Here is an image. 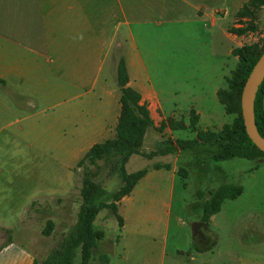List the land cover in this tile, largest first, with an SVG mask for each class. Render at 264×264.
Instances as JSON below:
<instances>
[{
    "label": "crops",
    "instance_id": "1",
    "mask_svg": "<svg viewBox=\"0 0 264 264\" xmlns=\"http://www.w3.org/2000/svg\"><path fill=\"white\" fill-rule=\"evenodd\" d=\"M130 1L134 9L152 18L130 21V15L136 14L130 12ZM247 1L103 0L100 6L108 26L103 38L98 34L97 0H0V239L4 233L7 235L0 246V264L34 263V254L27 245L34 224L23 222L28 205L48 194L50 176H65L92 144L115 135L120 90L112 79L106 84L105 74L106 62L113 55L114 36L123 40L119 56L125 60L128 84L141 94L150 110L153 125L147 129L142 147V151L149 152L166 137L182 139L177 134L181 130L192 132L186 116L185 129L168 125V119L177 118V111L193 109L199 118L204 116L202 102L185 98V93L186 109L179 110L181 99L175 100L166 81L174 78L177 64L181 63H191L193 75L196 65L207 77L209 70L213 75L219 68L217 75L222 81L226 61L235 60L232 50L240 44V36L229 30L239 26H228V22ZM114 16L120 17L114 25L117 30L113 28ZM115 67L112 77L116 82ZM219 86L215 85L210 95L217 102ZM162 122L166 137L157 132ZM150 130L156 134L147 150L144 145ZM48 141L56 143L54 150L60 157L61 171L28 168V158L40 152L33 144ZM28 144L32 148L28 149ZM182 151L186 150L154 156H173V160L150 162L132 191L117 202L116 212L122 224L117 221L114 245L106 253L109 264H114L112 254L120 264H218L216 257L209 259L207 254L219 251L188 252L170 243L178 169L184 168L185 177L190 175L184 167L190 161L180 160ZM134 155L138 154L131 155L127 163ZM154 164L169 167L155 168ZM59 181L53 182L52 190L62 188ZM28 184L32 187L30 196ZM208 196L199 199V220ZM103 210L110 215L99 217ZM107 210L110 209H102L94 221L95 228L99 218L95 229L103 231L97 245L112 238L107 237L106 229L110 216H116ZM174 219L184 226L180 215ZM116 245L121 251H113ZM228 255L231 259L222 264H264V251H229Z\"/></svg>",
    "mask_w": 264,
    "mask_h": 264
},
{
    "label": "rangeland",
    "instance_id": "2",
    "mask_svg": "<svg viewBox=\"0 0 264 264\" xmlns=\"http://www.w3.org/2000/svg\"><path fill=\"white\" fill-rule=\"evenodd\" d=\"M97 2L98 34L100 33L104 38L108 26L105 24L103 6H100V3L101 5L103 4V0H97ZM132 5L133 4L130 1V12L136 14L130 15V21L133 19L142 20L152 18L148 15H142L139 10L134 9L135 6L133 8ZM239 16L235 17L237 18V21L234 18L232 21L228 22V26L236 24V26H239L240 28H247L248 31L239 35L240 44L235 46V48L243 45H257L258 49H263L264 10L259 8L251 14L245 13ZM119 19L120 17H113V28ZM227 19L228 17L226 15L224 17L225 23L227 22ZM116 28L117 27H115V29ZM122 44V38L119 35L114 36L112 46L113 55L112 58L109 56L105 67L106 84L107 82L111 83L112 79L117 89L119 88L112 76L116 62L115 60L120 55ZM221 61L222 59H220L219 65L221 64ZM237 61V57L235 60L226 61L225 75L222 81L217 75L219 68L215 69L216 73L213 75L212 71L209 70L207 73L210 74L209 77H207L204 72L201 73L197 69V66L194 65L195 70H193V75L190 70V67L192 68L191 63L177 64V69L173 74L174 78L166 81L168 89L174 91L175 100L181 99V103L177 105L179 110L186 109L185 105L187 100L183 98L185 94L187 96L184 97L187 99L191 98V100L196 99L202 102V114L204 113V116L199 118L195 112V116H198L199 119L198 127L200 129L218 131L224 124H231L237 116V113H226L223 104L215 101L212 97L210 98L213 87L220 84L219 89H223L226 94H229L233 101L238 100V93L235 92V89L232 85H229L228 82V79L234 80L235 78L232 72L237 67ZM182 66L184 67L183 70H181ZM213 66L217 67V64H214ZM221 98L224 99V94L221 95ZM225 101L227 102V100ZM176 114L177 118H173L175 121H184L185 116L186 120L189 119V111L186 113L184 111H177ZM31 130L32 132L35 131V129ZM159 131L163 137H166L164 128H160L157 132ZM192 132L181 130L177 134H180L179 136H181L182 139H192ZM155 134L154 130H150L149 135L147 136V142H145L146 144L144 145L147 150L150 148L152 140L155 139ZM30 135H32V133H30ZM167 138L171 137H166L165 139ZM47 143L48 144H33L34 146H38L40 152L39 154H32V157L28 158V168L35 167L33 169L40 170L48 169L50 173L52 171H61V160L60 157H56L57 153L54 150L56 143L52 141H48ZM31 146L28 144V149L32 148ZM213 150L214 147L200 146L192 150L187 149L186 151H182L180 160H184V162H187L186 160L190 161L189 166H184L185 164L182 163V166L189 169L190 175L188 177L180 175V178L176 183L172 208V220L170 223V243L182 246L186 248L187 251H196L193 248V243L200 246L208 245L209 243L205 245L201 244L197 239H192L191 236V223L199 220L197 219L200 211L198 205L199 199L208 196L209 190H212L221 184L237 183L242 187L241 194L234 199H226L222 204L221 210L214 214L209 222L208 229L216 237V245L211 250L206 251L219 252H215L216 254L214 255L208 253L207 258L211 259L216 257L219 261L218 264H222V261L225 262L228 258L231 259L228 255L229 251H264V157L261 156L256 159L232 158L228 160L214 161L210 158V154ZM156 160L172 161L173 156H168L167 158L157 156L152 157L151 160H149L146 157L134 155L125 165V168L128 172H134L139 169L147 168L150 162ZM81 175V169L75 166L70 172H66V175L63 177L50 176L48 180L50 184L48 194L36 198L39 200H45L49 204L48 207L45 205V208L48 209L46 212L32 214L33 219L37 217H40V219L29 220L30 222L28 223V225L32 223L34 225L31 233V242L28 241L27 245L33 252L34 260L37 261V264H41L50 250L56 245L57 241L76 221L79 204L81 202L79 195ZM59 179V184L62 188L59 191L52 190V185H54L53 182ZM97 180L103 185L105 190L103 196H101L99 200L110 201V193L117 190L121 185L118 175L113 174L107 176L106 171H103L98 176ZM45 183L46 180L45 177H43L44 188L46 187ZM31 188V185L28 184V196L32 194V191L29 190ZM198 192H201V197L197 195ZM104 213L110 215L103 210L99 217ZM176 215H180V218L184 221L183 227L180 226V222L178 223L177 220L174 219ZM48 219L53 221L54 226L50 234L44 235L42 234V229ZM99 223L100 220L98 218L95 228L99 227ZM117 229V220L112 215L108 220V226L106 229L107 237L112 238L106 241H104V239L101 240L98 245V251H103L104 253L111 251V248L114 245L113 236L118 233ZM211 232H208L210 237L212 236ZM4 236L3 239H0V246L5 243L7 235L4 233ZM115 238H117V236ZM249 245H253V247L246 248ZM113 251H121L120 245H116V247L113 248ZM111 257L114 260V264H120L115 254H112ZM78 263L79 257L77 256L75 264ZM90 264H99L97 255H94Z\"/></svg>",
    "mask_w": 264,
    "mask_h": 264
},
{
    "label": "trees",
    "instance_id": "3",
    "mask_svg": "<svg viewBox=\"0 0 264 264\" xmlns=\"http://www.w3.org/2000/svg\"><path fill=\"white\" fill-rule=\"evenodd\" d=\"M262 6H264V0H248L242 5L236 16L245 13L251 14ZM229 30L238 35L248 31L243 27H230ZM263 49H258L257 45H243L232 50V54L238 57V62L236 69L232 72L235 78L234 80L228 79V82L238 93L239 98L237 101H233L223 89L217 91L219 102L223 104L225 112L237 113L231 124H224L218 131L200 129L198 116H195V111L192 109L189 112L188 128L195 132V137L192 139L167 138L160 141L155 149L149 152H143L142 147L144 135L147 129L153 125L150 110L148 104L142 101L141 94L128 84L129 77L125 60L123 56H119L116 59L115 72L116 83L120 90L121 109L115 127V135L102 142L92 144L76 163V167L82 171L79 186L81 202L76 222L57 241L41 264H75L77 256L79 257L78 264H90L94 255H97L99 264H109L108 255L98 251L97 241L103 237V231L94 228V221L102 209H110L116 216L119 225L122 224V219L116 212L117 202L129 194L138 180L146 173V169L127 172L125 165L133 154L151 159L156 155L175 154L180 150L193 149L197 146H211L214 147L212 153L214 161L264 157V153L254 145L245 131L240 106V93L245 80ZM223 94L224 99L221 98ZM254 115L257 129L264 137V79L256 93ZM168 125L172 129L186 128L183 121H174L173 119H168ZM164 126L165 123L162 122L161 128ZM162 166L169 167L167 164H154L155 168ZM103 171H106L107 176L117 174L121 181L120 187L110 193L109 202L99 200L105 190L97 178ZM178 174L185 176L186 171L180 168ZM241 192L242 187L237 183H224L209 191L208 198L202 204L200 220L208 226L210 216L221 210L223 202L226 199L238 197ZM197 195L202 196L201 192H198ZM45 205L49 206L45 200H32L28 205L23 222L29 223L32 220L40 219V217L33 219L32 214L46 212L48 209L45 208ZM53 226V221L48 219L42 229V234H50ZM208 231L211 232L209 229ZM215 245L216 237L212 233L208 245L200 246L193 243V248L198 252H203L211 250ZM33 264H37V261L34 260Z\"/></svg>",
    "mask_w": 264,
    "mask_h": 264
},
{
    "label": "water",
    "instance_id": "4",
    "mask_svg": "<svg viewBox=\"0 0 264 264\" xmlns=\"http://www.w3.org/2000/svg\"><path fill=\"white\" fill-rule=\"evenodd\" d=\"M264 79V49L253 65L248 77L242 88L240 106L245 131L254 145L264 153V137L259 133L254 115V102L257 90ZM207 228L206 224L201 221L191 223L192 239L201 233V228Z\"/></svg>",
    "mask_w": 264,
    "mask_h": 264
},
{
    "label": "flooded vegetation",
    "instance_id": "5",
    "mask_svg": "<svg viewBox=\"0 0 264 264\" xmlns=\"http://www.w3.org/2000/svg\"><path fill=\"white\" fill-rule=\"evenodd\" d=\"M209 231H207V228L202 227L201 228V233L198 234L195 239H197L201 244H207L209 243L210 240V234L208 233Z\"/></svg>",
    "mask_w": 264,
    "mask_h": 264
}]
</instances>
